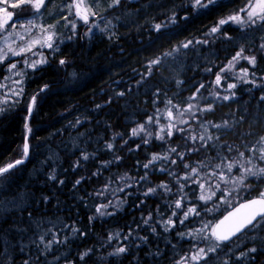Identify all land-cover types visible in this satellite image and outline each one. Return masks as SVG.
<instances>
[{
	"label": "trees",
	"instance_id": "trees-1",
	"mask_svg": "<svg viewBox=\"0 0 264 264\" xmlns=\"http://www.w3.org/2000/svg\"><path fill=\"white\" fill-rule=\"evenodd\" d=\"M245 2L217 0L216 5L194 12L187 0H121L114 7L117 25L110 35L90 37L79 32L46 65L23 77L21 95L11 94L15 88L0 91V101L11 97L7 105H0L5 108L0 112V167L25 158L27 135L30 146L27 162L0 181V264H176L181 257L212 243L202 239L203 234L193 239L178 233L200 229L206 221L215 223L234 205L264 191V178L249 177L245 184L250 187L231 179L242 173L240 165L251 166L246 159L253 155L249 148L259 147L257 142L264 136V101L260 100L264 95V51L260 50L264 27L229 22L207 35L220 19L235 14ZM173 15L174 24L170 23ZM155 24L168 27L156 31ZM205 39L207 44H194L163 58L182 42ZM241 47L242 57L255 56V66L238 59L230 71L221 73V85L217 86L215 74L227 68ZM158 57L163 58L161 66H153L149 74V62ZM60 60L66 63L61 65ZM5 65L0 66L1 80L6 77ZM245 69L248 83L238 79ZM178 80L182 83L177 84ZM229 83L237 87L228 89ZM200 84L205 87L189 101ZM45 85L47 90L40 92ZM121 92L124 95H118ZM233 92L235 97L227 101L215 95L231 96ZM33 95L38 103L29 115ZM189 103L193 109L180 115ZM209 104L212 111L199 110ZM149 116L154 122L147 123ZM224 121L230 129L212 127ZM141 124L145 131L133 136L132 129ZM170 124L176 127L167 137ZM161 126L165 128L164 141L156 138ZM205 128L219 140L214 138L201 147L202 141L188 139L204 135ZM108 143L112 149L106 147ZM171 148L185 153L183 161L170 153ZM190 148L199 151H188ZM84 154L89 159L84 160ZM153 154L168 159L144 169ZM173 159L176 164L171 163ZM234 161L239 163L231 173L215 167ZM252 163L264 167L255 157ZM192 167L198 168V175L185 181L182 178ZM53 174L55 180L49 178ZM221 174L227 183L220 179ZM145 175L147 179L140 180ZM77 180H81L78 185ZM197 180L205 184L203 190ZM162 183L171 191L159 187ZM149 188L156 191L144 195ZM211 191L216 192L211 200H199L201 194L210 195ZM99 192L103 195H97ZM185 195L187 199H183ZM176 200H181L182 208L175 207ZM104 204L108 207L102 211L110 215L97 213V207ZM190 207H196L200 215H191L180 224L177 217L183 218ZM173 211L177 216H172ZM169 218L175 227L165 231ZM245 238L238 249L228 251L225 247L210 253L208 264H224L225 260L228 264H264V229L249 231ZM53 239L51 247H45ZM237 241L229 246L233 248ZM119 247H126V252L109 255ZM250 248L257 250L236 259ZM85 252L88 255L81 259Z\"/></svg>",
	"mask_w": 264,
	"mask_h": 264
},
{
	"label": "snow or ice",
	"instance_id": "snow-or-ice-1",
	"mask_svg": "<svg viewBox=\"0 0 264 264\" xmlns=\"http://www.w3.org/2000/svg\"><path fill=\"white\" fill-rule=\"evenodd\" d=\"M0 2L2 3H7L8 0H0ZM99 0H93V4L94 5H98ZM188 5L193 9L194 12L200 11V10H204V9H208L210 6L216 5L217 4V0H187ZM82 4H83V0H73V2L71 4H67L66 6L69 8L70 13L72 14V9H75V15L76 17H78L79 19H81L83 21L84 24H88L89 23V15L95 16L97 15V13L95 11H92L90 13L87 12V10L85 8H82ZM121 4V0H112V2L108 5L109 8H113L117 5ZM45 5V0H17V2L11 3L10 7L14 8V9H19L20 11H18L16 13L17 17L21 16L24 14V8H30L33 12V14H39L41 8ZM0 11L4 12V18L2 20H0V31L5 30L6 27H8V22L10 20H12L13 18V13L12 12H8L6 9L4 8H0ZM241 13H244L245 15L242 17ZM65 19H67V17H65ZM185 19H187V17H185ZM176 21V17L175 15H173L170 18V23H175ZM229 22H233L236 24H240V25H256L257 22L260 23V27H264V0H246V2L244 3V6L239 8L238 10H235V14L233 15H229L226 19H220L217 22V25L212 27L210 30V33H208L207 35H211L214 34L218 31H220V27L226 23ZM71 25L72 29L76 28V24L74 22H69ZM27 24L31 27V28H35V27H40V30L44 33L43 37L41 39H36V40H32L30 41V43L27 46H22L19 47V50H17L16 48L12 47L9 44H5L4 48H0V64L4 63L5 60H7L9 58V56L12 57H17V56H24V65L27 68H32V69H37L39 65L46 63V59L41 58L39 60L36 61H32L29 62L28 58L26 57V53H32V55H37V53L33 52V48L35 47L36 44H39L41 48L43 47H47L49 49H53L55 50L58 45L55 42V35L52 33H49L47 31V29H44L42 26H37L33 20H28ZM17 25L15 23H13L11 25L12 28H15ZM21 28H24L25 25L21 24L19 25ZM168 24H155L154 25V29L156 31H160L162 28H167ZM92 31L91 28H89L88 32L90 33ZM29 32H30V28H29ZM87 34V33H86ZM12 34L9 33L8 36L4 37L5 41H7L9 39V37ZM21 40L24 39L23 36L19 37ZM72 37H69V39H71ZM208 40H187L185 42H182L178 47H174L171 51L166 52L163 54V58L166 57H171L174 55V53H179L181 51V49H187L190 46H194V44H207ZM6 48V50H5ZM260 50L264 51V44L260 45ZM244 49L243 47H241L240 51H238L236 53V55L232 58L231 61H229V64L227 66V68H221L219 73H216L215 76V84L217 86L221 85V80H222V75L221 73L225 72V71H230L231 68L234 66V62H236L238 59L243 58L248 60V62L255 66L256 64V58L255 56L252 57H247L244 56L242 57V53H243ZM163 58L158 57L155 60H152L149 62V67H148V73L150 74L153 70V66L159 67L161 66L162 62H163ZM19 63V62H17ZM17 63H10L8 66V71L12 72L13 70H15L17 68ZM66 61L65 60H60V64L63 65L65 64ZM205 71L207 72H211V69H206ZM15 75L17 76H23L24 73L22 71L20 72H16ZM248 75L247 69L244 70L243 76L238 77V79L243 80L244 83H248L249 81L246 79ZM4 79H11V77H4ZM16 84L21 85V87H19L18 90L14 91V95H21L23 93V87H22V82L21 81H15ZM139 83V82H138ZM177 84H181L182 81H176ZM251 83L255 84V81H251ZM0 87H4V85H0ZM205 85L204 84H200V86L198 88H196V92H194L192 94L191 97H189V101L194 100L197 96L198 93H200L201 89L204 88ZM237 87L236 83H229L227 85L228 89H235ZM47 89V85L44 86V88L40 89V92H43ZM159 91V90H157ZM39 95V93L37 94ZM37 95H33L31 97L29 106L27 108V111L29 113V115L32 114L33 112V108L36 106V104L38 103L37 101ZM118 95H124L123 92L118 93ZM218 98H221L225 101L232 99L233 97H235V92L232 93L231 96L225 95L223 97H219V94L216 93L215 94ZM11 99V97L6 96L5 99L3 101H0V105H7L8 104V100ZM261 101H264V95H261L260 97ZM153 103H155V100L153 101ZM171 100L168 101V104H171ZM97 108L101 107V105H97ZM173 107L178 108V105H174ZM194 105L189 103L187 108L184 109L182 112H180V115H183L184 112H190L193 109ZM200 111H212V105L209 104L207 108H203V109H199ZM5 111L4 107H0V112ZM173 115L172 111L169 110L168 111V116L171 117ZM241 120H243V117H241ZM154 122V118L152 116L148 117V121L147 123H152ZM77 123H80L79 120H77ZM180 123H187L186 121L181 120ZM175 124H170L167 127V132L166 135L167 137H171L173 135V131L172 129L175 128ZM212 127L216 130H221V129H230L231 126L229 125L228 121H224L222 124H212ZM145 131V125L141 124L138 128H134L132 129V135L133 136H137L140 133ZM176 131L178 132H183L185 131V129H179L177 128ZM160 133L159 135H157V139L164 141L165 140V128L164 126H161L160 129ZM149 136L152 135V133H148ZM217 139L219 140V137H214L212 134L208 133L207 128H205V134L204 135H200V136H196V135H191L188 137V139H191L192 141H196V140H200L203 143L201 144V147H207L208 146V141H212L213 139ZM148 141L145 140L144 143H147ZM258 145H260L259 147H257V145H253L251 148H249V152L253 153V155L248 156L247 159V163L250 164L251 166H247L245 167L244 165H240V168H242V173L239 176H235L232 177L231 179L236 180L239 184L241 185H245L246 187H250L251 185H246L245 182L248 180L249 177H254V178H264V167H259L256 164L252 163L253 158H257L260 161L264 162V136L260 137V140L257 142ZM106 147L108 149H112L113 145L111 143L106 144ZM139 147V145L137 146ZM227 147V145H226ZM28 144L26 143L24 145V151H23V156L26 158L28 155ZM229 151H232V149L229 147L228 148ZM188 151H199V148H190L188 149ZM170 153H176L180 160L183 161L185 153L184 152H177L176 148H171L170 149ZM258 153V156H257ZM239 155L241 157H244V153L241 152L239 153ZM84 160L89 159L88 154H84L82 157ZM168 159V156H164L161 157L157 154H153L149 163L144 164L143 168L144 169H148L149 166L160 159ZM116 159H119V157H116ZM24 161L23 159H19L16 160L14 163H9L4 167H0V181L6 179V174H8L10 172L11 169H14L17 165L22 164ZM107 163H111V161L107 162ZM172 164H176V160H171ZM239 163V161H234V162H230L227 164H217L215 165L216 168H227L228 172L231 173L233 168ZM77 164H79V161H77ZM184 168L188 169L189 165L188 164H184ZM239 171V169H238ZM171 174V173H169ZM193 174H197L198 175V168L196 167H192L190 169V172L185 175L182 179H184L185 181L189 180ZM215 174V173H214ZM95 175V173H94ZM50 179L55 180L56 176L55 174L51 175L49 177ZM83 179V177L81 178ZM123 179V178H122ZM147 179V175L140 177V180H145ZM220 179L225 181L226 183L228 182V179L226 178V176L224 174L220 175ZM197 183H199V181H195ZM60 183H63V181H60ZM81 180H77L76 181V185L80 184ZM75 187V185H74ZM107 187V186H105ZM159 187L161 188H165L168 191H171L170 189L167 188V185L165 184H161L159 185ZM199 187L203 190L205 188V184L204 183H199ZM216 189H220V185L216 184L215 185ZM184 185L181 184L180 185V191H183ZM122 190V189H121ZM156 189L155 188H149L147 189V191L144 193V195H149L150 193L155 192ZM97 195H103L102 192L97 193ZM216 195L215 191H211L210 195H204L201 194L199 196V200L202 201H209L212 199L213 196ZM224 203H228V199L227 197H225L222 193V197ZM46 199V198H45ZM183 199H187V196L185 195L183 197ZM109 204H111V201H109ZM108 207V204H104L101 206H98L96 211L97 213H99L100 215H110L111 213H106L104 211H102V209H106ZM175 207L177 209L182 208V202L181 200H176L175 201ZM241 209H246V211L241 212ZM207 211L211 212L213 211V209H207ZM151 215V214H149ZM191 215H196L199 216L200 213L197 210L196 207H190L187 209V211H185L183 213V218L177 217V219H179L180 224H184L186 220H188L189 216ZM172 216H177V213L175 211H173ZM91 219V218H90ZM145 224L149 223L148 219L144 220ZM169 227H175V222L169 218L167 221H165V231L169 230ZM258 229H264V191H261L259 193V196L257 198H254L252 200L247 201L244 204H241L239 208L235 209L234 212H229L227 216H225L222 220H219L215 223H213L212 221H206L203 223V226L200 229H195L189 232H185V233H178L177 235L184 237V236H192L193 239H196L197 236L199 234H203L201 236L202 239L204 240H210L212 241L211 245L208 246L207 248H197L194 254H191L190 256H186V257H181V259L179 261L176 262V264H187V260L190 259L192 261H204L205 264H208V259H209V254H215L217 253L218 250H223V248L228 247V251H231V247L229 246L230 244L234 243L235 240H239L245 236H247V233L249 231H253V230H258ZM153 232H155V228L152 229ZM73 232L78 231L75 228H72ZM44 235L42 234L39 237L40 242L44 241ZM111 236L109 237V240H111ZM146 239V238H145ZM54 242L53 240H49L47 241V244L45 245V247H51L52 243ZM195 247V245H194ZM126 247H119L115 250V252L110 253L109 255H119L121 253L126 252ZM257 249L256 248H250L248 249L247 252H240L239 256L236 257L237 260H240L241 258H244L248 255L249 252H255ZM90 251V250H89ZM88 255V252H85L84 254L81 255V259H83L84 256ZM224 264H228V261L225 260Z\"/></svg>",
	"mask_w": 264,
	"mask_h": 264
},
{
	"label": "rangeland",
	"instance_id": "rangeland-1",
	"mask_svg": "<svg viewBox=\"0 0 264 264\" xmlns=\"http://www.w3.org/2000/svg\"><path fill=\"white\" fill-rule=\"evenodd\" d=\"M129 1V0H128ZM17 2V0H8L7 3L0 2V8L6 9L8 12H12L14 18L8 22V27L5 30L0 31V48H4L5 44H9L12 47L19 50V47L27 46L30 41L41 39L44 33L40 30V27L31 28L28 24V20H33L37 26H42L44 29H47L49 33L55 35V42L57 43L58 47L53 50L47 47L41 48L39 44H36L33 48V52L37 53V55H32V53H26V57L28 58L29 62L39 60L41 58L46 59V63L41 64L38 66L41 67L46 65L52 58H54L55 54L60 50L61 46L72 39H75L79 32H82L86 36L94 37L99 34H107L110 35L113 32V29L117 25V17H114L116 12L114 7L109 8L108 5L112 2V0H99L98 5L93 4V0H83L82 8H85L88 13L95 11L97 15L92 16L89 15V23L84 24L81 19L76 17L75 9H72V14L70 13L69 8L66 6L67 4H71L73 0H45V5L41 8L39 14H33L30 8H24V14L17 17L16 13L20 11L19 9H14L10 7L11 3ZM116 7V6H115ZM111 14V16H110ZM5 13L0 11V20L4 18ZM245 14L241 13L243 17ZM67 17V19H65ZM226 19V18H225ZM69 22H74L76 24V28L72 29ZM15 23L17 26L12 28L11 25ZM233 23V22H232ZM24 24L25 27L21 28L19 25ZM236 24V23H234ZM259 24V22H257ZM256 24V25H257ZM241 27H252L254 25H240L236 24ZM30 28V32H29ZM89 28L92 31L89 33ZM9 33L12 35L9 37L7 41H5L4 37L8 36ZM87 33V34H86ZM23 36L24 39L21 40L19 37ZM69 37H72L69 39ZM6 50V48H5ZM24 56H17L12 57L9 56L4 63L0 64L5 65L4 71L6 77H11V79H4L0 81V85H4V87H0V91H12L15 88V91L19 89V85L15 83V81H22L23 77L30 71H35L36 69L27 68L25 67L24 63ZM19 62V63H17ZM10 63H17V68L12 72L8 71V66ZM37 68V69H38ZM22 71L24 73L23 76L15 75L16 72ZM16 86V87H15ZM7 94V92L5 93ZM11 94H13L11 92ZM10 97V96H9ZM4 99H2L3 101ZM10 99L8 100V103ZM30 103V102H29ZM28 103V106H29ZM30 152V146H29ZM246 238H241L235 244H233V248L231 249H238L244 242ZM204 248V247H200ZM195 252H193L194 254ZM193 264L197 261H189V263ZM187 263V264H189ZM201 263V261L197 262Z\"/></svg>",
	"mask_w": 264,
	"mask_h": 264
},
{
	"label": "water",
	"instance_id": "water-1",
	"mask_svg": "<svg viewBox=\"0 0 264 264\" xmlns=\"http://www.w3.org/2000/svg\"><path fill=\"white\" fill-rule=\"evenodd\" d=\"M13 18H14V15H13ZM12 18V19H13ZM44 88V87H43ZM47 90V89H46ZM45 90V91H46ZM44 92V91H43ZM33 110H34V108H33ZM33 113V112H32ZM27 120H29V117L27 118ZM28 135L26 136V143L28 144V146H29V142H28ZM29 155H30V152H29V148H28V155H27V157L26 158H23V163L22 164H24L25 162H27V160H28V158H29ZM14 163V162H13ZM21 165V164H20ZM17 166H19V165H17ZM16 166V167H17ZM12 170V169H11ZM258 196H256V197H252V198H248V199H244V200H242L241 202H239L238 204H236V205H234L232 208H230L219 220H222L225 216H227L228 215V213L229 212H234L235 211V209H237V208H239L240 207V205L241 204H244V203H246L247 201H249V200H252V199H254V198H257ZM244 211H246V209H241V212H244ZM218 220V221H219Z\"/></svg>",
	"mask_w": 264,
	"mask_h": 264
}]
</instances>
